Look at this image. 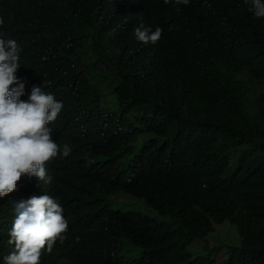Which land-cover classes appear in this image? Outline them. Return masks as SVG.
<instances>
[{
	"label": "trees",
	"instance_id": "obj_1",
	"mask_svg": "<svg viewBox=\"0 0 264 264\" xmlns=\"http://www.w3.org/2000/svg\"><path fill=\"white\" fill-rule=\"evenodd\" d=\"M142 1L145 12L137 0H0L21 99L40 86L63 104L47 125L61 148L45 164L51 192L22 175L0 197V264L15 203L34 195L56 198L68 222L40 264H264V18L251 0ZM141 25L160 40L136 41ZM118 192L155 215L115 208ZM226 220L240 245L212 246ZM123 241L143 255L121 256Z\"/></svg>",
	"mask_w": 264,
	"mask_h": 264
},
{
	"label": "clouds",
	"instance_id": "obj_2",
	"mask_svg": "<svg viewBox=\"0 0 264 264\" xmlns=\"http://www.w3.org/2000/svg\"><path fill=\"white\" fill-rule=\"evenodd\" d=\"M162 2L172 5L173 0ZM189 2L174 0L176 5ZM147 9L142 0H137V5L131 8L133 12ZM251 10L255 17L264 18V0H251ZM3 23L0 19V25ZM162 31L160 27L152 31L141 25L134 29V35L136 41L145 45L156 44ZM20 51L15 40L0 38V197L16 190L22 175L37 177L40 191L51 192L43 183L52 182L45 164L61 152L47 125L57 119L63 104L52 94L44 93L40 86L32 87L26 101L21 99L25 95V83L16 75ZM70 151L65 144L62 155L67 157ZM15 213L8 240L13 251L4 257L5 264H40L42 250L46 248L51 254L56 241L63 243L66 238L68 222L63 208L50 195H34L15 203Z\"/></svg>",
	"mask_w": 264,
	"mask_h": 264
},
{
	"label": "rangeland",
	"instance_id": "obj_3",
	"mask_svg": "<svg viewBox=\"0 0 264 264\" xmlns=\"http://www.w3.org/2000/svg\"><path fill=\"white\" fill-rule=\"evenodd\" d=\"M107 202L112 203L115 208L125 209V210H138L147 215H155L151 210L148 209V205L142 198L133 196L126 192H118L110 197ZM208 240L212 246L217 244L222 245H240L241 239L240 234L237 230L235 224L226 220L223 223L216 224V231L211 233ZM207 241V239H206ZM202 243L200 241H195L189 245V249L195 253H202L204 249L202 248ZM123 248L120 255L127 258L128 260L138 259L143 255V248L136 246L128 241H123ZM228 250L226 248L221 249L220 253L215 254L218 261H224L228 258Z\"/></svg>",
	"mask_w": 264,
	"mask_h": 264
}]
</instances>
